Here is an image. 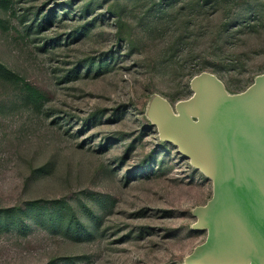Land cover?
<instances>
[{
  "label": "rangeland",
  "instance_id": "1",
  "mask_svg": "<svg viewBox=\"0 0 264 264\" xmlns=\"http://www.w3.org/2000/svg\"><path fill=\"white\" fill-rule=\"evenodd\" d=\"M0 67V264H184L213 183L148 103L247 90L264 0H0Z\"/></svg>",
  "mask_w": 264,
  "mask_h": 264
},
{
  "label": "water",
  "instance_id": "2",
  "mask_svg": "<svg viewBox=\"0 0 264 264\" xmlns=\"http://www.w3.org/2000/svg\"><path fill=\"white\" fill-rule=\"evenodd\" d=\"M193 95L172 104L160 94L146 116L213 183V196L192 211V230L207 232L184 264H264V74L232 94L211 72L191 79Z\"/></svg>",
  "mask_w": 264,
  "mask_h": 264
},
{
  "label": "trees",
  "instance_id": "3",
  "mask_svg": "<svg viewBox=\"0 0 264 264\" xmlns=\"http://www.w3.org/2000/svg\"><path fill=\"white\" fill-rule=\"evenodd\" d=\"M0 68H2V67H0ZM27 88H28V92L30 93V95L32 97H39V98H41L42 95L40 94V92L37 89H35V88H33L32 86H29V85H28Z\"/></svg>",
  "mask_w": 264,
  "mask_h": 264
}]
</instances>
